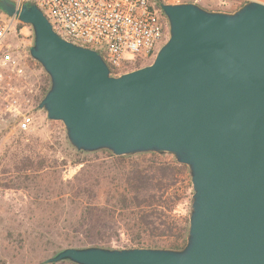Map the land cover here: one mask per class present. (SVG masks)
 Segmentation results:
<instances>
[{"label": "water", "instance_id": "water-1", "mask_svg": "<svg viewBox=\"0 0 264 264\" xmlns=\"http://www.w3.org/2000/svg\"><path fill=\"white\" fill-rule=\"evenodd\" d=\"M160 8L168 40L151 64L114 77L35 5L0 0L31 28L29 57L49 79L37 109L76 152L170 157L191 184L180 249L67 248L46 264H264V4Z\"/></svg>", "mask_w": 264, "mask_h": 264}, {"label": "trees", "instance_id": "trees-1", "mask_svg": "<svg viewBox=\"0 0 264 264\" xmlns=\"http://www.w3.org/2000/svg\"><path fill=\"white\" fill-rule=\"evenodd\" d=\"M48 88L47 81L37 104ZM73 152L72 165L81 168L71 181L64 184L68 192L61 198L67 197L66 204H37L43 212L39 222H52L48 234L51 241L45 242L42 248L44 252L50 251L49 258L67 248L95 246L111 249L112 238H118L121 231L132 236L134 244L127 246L130 248L178 250L185 244L192 195V192L187 194L191 184L186 167L174 160L163 161L155 154L126 158L102 151L99 154L105 159L98 160L97 154L74 149ZM32 167L33 164L28 162L23 169L40 173L48 171L44 164ZM184 199H188L187 213L176 216V208ZM47 208L52 209L50 214H46ZM145 239L147 243L144 245L141 241ZM47 259L39 264H46Z\"/></svg>", "mask_w": 264, "mask_h": 264}, {"label": "rangeland", "instance_id": "rangeland-1", "mask_svg": "<svg viewBox=\"0 0 264 264\" xmlns=\"http://www.w3.org/2000/svg\"><path fill=\"white\" fill-rule=\"evenodd\" d=\"M175 1L170 0V4H177ZM177 2H192V0H178ZM241 3H225L222 0L218 2L217 0L197 1L198 5L207 10L220 8L225 12L236 10ZM23 26L21 28L24 39L22 45H18V52L21 56L27 54L29 56L33 34L29 26ZM26 63L28 65L27 77L40 93L37 98L38 102L42 89L49 79L30 57ZM99 153H94L97 154L96 159H105V156ZM74 159V152L66 140L63 125L59 122L47 121L43 111L36 109L33 123L26 130H23L12 119L1 123L0 264H39L49 258L50 251L44 252L42 248L45 242L51 241L48 234H50L52 222H39L38 218L43 215V212L37 208V204H66L67 197L61 198L62 194L68 192L64 184L71 181L81 168L73 167ZM161 160L170 162L173 159L161 157ZM28 162L33 164L32 168L44 164L48 171L45 173L34 172V169L24 171L23 168ZM190 193L191 189L187 191L188 195ZM187 204L188 199H184L176 208L175 215L185 216ZM51 210L47 208L46 214H50ZM56 212H59V209H56ZM118 235V238H112L111 249L130 248L127 246L134 244L132 236H128L123 231L118 232ZM141 243L145 245L147 240Z\"/></svg>", "mask_w": 264, "mask_h": 264}, {"label": "built area", "instance_id": "built-area-1", "mask_svg": "<svg viewBox=\"0 0 264 264\" xmlns=\"http://www.w3.org/2000/svg\"><path fill=\"white\" fill-rule=\"evenodd\" d=\"M9 1L17 8L35 5L60 38L99 53L114 77L151 64L168 40V22L160 7L170 0ZM20 25L16 18L0 14V125L12 119L26 130L40 93L26 74L28 54L18 52L24 39Z\"/></svg>", "mask_w": 264, "mask_h": 264}, {"label": "crops", "instance_id": "crops-1", "mask_svg": "<svg viewBox=\"0 0 264 264\" xmlns=\"http://www.w3.org/2000/svg\"><path fill=\"white\" fill-rule=\"evenodd\" d=\"M219 0H217V2H218ZM222 1H224L225 3H227V2H230V3H232V2H246V1H255V2H259V3H262V4H264V0H222ZM215 2V1H214ZM202 7V6H201ZM204 8V7H203Z\"/></svg>", "mask_w": 264, "mask_h": 264}]
</instances>
